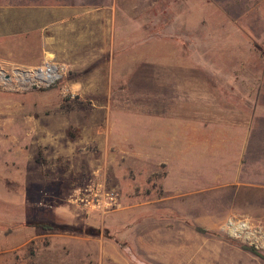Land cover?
Returning a JSON list of instances; mask_svg holds the SVG:
<instances>
[{
    "label": "rangeland",
    "instance_id": "obj_1",
    "mask_svg": "<svg viewBox=\"0 0 264 264\" xmlns=\"http://www.w3.org/2000/svg\"><path fill=\"white\" fill-rule=\"evenodd\" d=\"M27 1L0 0V264H264V0H86L6 34Z\"/></svg>",
    "mask_w": 264,
    "mask_h": 264
},
{
    "label": "crops",
    "instance_id": "obj_2",
    "mask_svg": "<svg viewBox=\"0 0 264 264\" xmlns=\"http://www.w3.org/2000/svg\"><path fill=\"white\" fill-rule=\"evenodd\" d=\"M106 5V4H105ZM94 5L92 1L86 0H51L48 3L41 2L40 0H30L27 2H21L19 5H10L5 7L4 9V20L6 26V34L14 35L21 33L22 35L30 34V33H37L39 34L41 30L45 26L46 19L49 21H53L54 19L61 20V24L69 22L73 17H71L72 13L78 14H87L93 13ZM108 11L114 9V5H107L106 6ZM62 14V15H61ZM67 27V24H64ZM44 46V45H43ZM246 123L245 121V128L243 131V147L246 145V142L250 139L251 135H254L257 131L251 125L253 119L251 118ZM263 121V119H262ZM247 124V125H246ZM249 124V125H248ZM256 131V132H255ZM233 130L229 131L228 135H235ZM231 142V140H230ZM162 146V145H161ZM165 147H160L159 141L156 138L155 141V152L156 154H152L155 157L164 156L167 161L172 163V160L166 156L165 150H172L173 153L180 158V167L182 165L186 166L188 162V153L183 152L182 149H175L173 145L167 147V145H163ZM165 149L163 152L161 150ZM177 150V151H176ZM232 151V150H231ZM199 158V157H198ZM216 157H214L215 159ZM197 167V166H196ZM198 168V167H197ZM199 171H200V164H199Z\"/></svg>",
    "mask_w": 264,
    "mask_h": 264
},
{
    "label": "bare ground",
    "instance_id": "obj_3",
    "mask_svg": "<svg viewBox=\"0 0 264 264\" xmlns=\"http://www.w3.org/2000/svg\"><path fill=\"white\" fill-rule=\"evenodd\" d=\"M17 74H20V73L17 72ZM24 76L25 77L30 76L33 78H39L42 81L50 82L51 80H53L57 76V73H56L55 68L53 66L47 65V66L41 67L39 71H35V72H31V73L26 72L25 75L22 74V77H24ZM231 225L238 230V232L233 230L232 231L233 234L245 235L246 238H251L253 233L245 231V229L247 228V225L237 224L233 221L231 222Z\"/></svg>",
    "mask_w": 264,
    "mask_h": 264
},
{
    "label": "trees",
    "instance_id": "obj_4",
    "mask_svg": "<svg viewBox=\"0 0 264 264\" xmlns=\"http://www.w3.org/2000/svg\"><path fill=\"white\" fill-rule=\"evenodd\" d=\"M39 226L43 227L44 229H50L51 226L49 224H39ZM195 230L198 231V232H201V233H204L206 232L203 228L201 227H195ZM245 249H248L249 251L257 254V255H261V253L259 252V250L255 249L254 247H246V246H243Z\"/></svg>",
    "mask_w": 264,
    "mask_h": 264
},
{
    "label": "water",
    "instance_id": "obj_5",
    "mask_svg": "<svg viewBox=\"0 0 264 264\" xmlns=\"http://www.w3.org/2000/svg\"><path fill=\"white\" fill-rule=\"evenodd\" d=\"M14 72H19L20 74H24L25 75V73L27 72L26 70H21V69H15V71ZM6 77H8V75L6 76Z\"/></svg>",
    "mask_w": 264,
    "mask_h": 264
},
{
    "label": "built area",
    "instance_id": "obj_6",
    "mask_svg": "<svg viewBox=\"0 0 264 264\" xmlns=\"http://www.w3.org/2000/svg\"><path fill=\"white\" fill-rule=\"evenodd\" d=\"M54 67V66H53ZM55 68V67H54Z\"/></svg>",
    "mask_w": 264,
    "mask_h": 264
}]
</instances>
